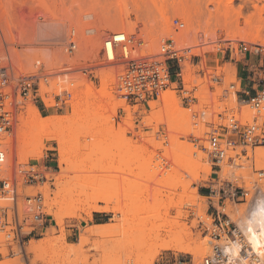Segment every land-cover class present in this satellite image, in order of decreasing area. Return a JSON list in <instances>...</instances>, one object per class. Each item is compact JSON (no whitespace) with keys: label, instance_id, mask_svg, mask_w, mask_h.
<instances>
[{"label":"built area","instance_id":"built-area-1","mask_svg":"<svg viewBox=\"0 0 264 264\" xmlns=\"http://www.w3.org/2000/svg\"><path fill=\"white\" fill-rule=\"evenodd\" d=\"M91 2L100 12V2ZM77 4L76 0H0V245L12 255L16 249L24 253L52 219L43 192L30 189L45 181L46 175L30 162L8 159L6 138L13 137L28 103L40 112L71 110L90 78L96 77L91 75L94 71L114 76L120 96L131 105L150 106L170 88L180 89L188 101H202L211 112L208 123L225 131L214 129L207 138L213 166L219 169L216 181L221 180L218 173L224 165L234 174L243 166L238 161L264 148V60L253 64L245 76L237 73L227 86L221 75L206 68L209 55L237 62L243 53L260 54L261 45L225 38L221 25L212 30L202 26L195 34L187 19L175 16L170 19V35L154 51L151 32L144 25L134 32L117 29L99 38L95 12L86 9L78 16ZM187 62L199 67L196 75L201 81L185 80ZM233 94L240 106L227 114L224 100ZM244 106L249 111L244 112ZM132 138L137 140L139 132ZM260 164L264 165V153ZM252 167L257 177L248 183L235 185L228 180L220 187H207L213 219L208 227L211 250L201 264H264L262 256L252 252L242 228V215L264 208L260 184L264 166L254 163ZM240 204H247L243 214L236 207ZM230 242L237 243L238 251L231 249ZM21 264L37 263L25 253ZM175 264L187 263L179 259Z\"/></svg>","mask_w":264,"mask_h":264},{"label":"rangeland","instance_id":"rangeland-1","mask_svg":"<svg viewBox=\"0 0 264 264\" xmlns=\"http://www.w3.org/2000/svg\"><path fill=\"white\" fill-rule=\"evenodd\" d=\"M76 1H78V4L76 5V12L78 16H80V14L86 9L95 12L96 23H98V26L101 29L99 38L106 36L108 32L116 29H124L129 32H134L138 25H144L145 27H148L151 32L152 48L154 51H156L157 44L163 38L165 39L168 34L170 35V19L172 17L180 16L188 19L187 21L194 28L196 34L202 26H205L208 30H212L214 27L221 25L218 20L223 18L220 13L223 12V8L225 6L223 5L225 4V1L223 0H176V2L173 1L176 3L175 6H173V3L170 2L172 0H167L169 4H167V1L164 0H98L103 6H105V10L110 9L111 12V14H108L107 16H102V14L97 11L95 3L91 2V0ZM255 2H258V5L260 4V0H234L233 6L235 5L236 7L234 6L233 10H231L232 12L234 11V15L232 13L233 18L228 17L229 20L225 21H228L229 24L231 20V23L234 24L232 26L233 28L235 26V29H237L236 26L241 29L246 28V22L245 24L243 23L245 21L244 18L253 14V10L255 9L253 4ZM121 11L126 15L124 18L125 22L124 20H120ZM243 13L244 15L247 13V16H243ZM220 16L222 18H220ZM139 20L142 21L140 22ZM225 21L223 19V22ZM133 23H135V26L130 28L129 26ZM242 23L244 24L243 27ZM224 25L225 24L222 23L221 27L225 30L223 34L226 38L228 35V27L224 28ZM164 34L166 35L164 36ZM247 39L251 43L253 42L254 44H259L252 41L250 37ZM247 39L245 40L248 41ZM98 43H100V39ZM234 45L238 44L234 43ZM261 46L264 52V45L261 44ZM218 58L219 55H209L206 68L209 73L221 75L224 79L223 85L227 86L229 82L236 80L238 69L231 61H218ZM257 60V56H251L249 58V61L251 62H256ZM188 66V68H190L189 72H191V77L193 79H200L199 75H196L199 67H196L191 63H188ZM225 66H228L226 67L227 69L223 68ZM232 67L234 71L232 70ZM91 75L96 77L90 78V87H88L87 93L93 91L96 93L97 98L94 99V101H91L86 93V101L83 110L90 113L87 117L88 119H86V128L89 130L92 129V131L94 130L95 132L98 131V133L92 132L93 135L90 134L91 136H88L87 138L81 137V146L76 153L77 156L75 155L76 163H73V167L70 165V171H62V168L60 167L59 152L57 149L58 143L56 140L44 139V144L41 148L43 156L39 157V152H37V154L29 156L25 161L21 160L15 151H12L13 154L10 159L11 161L25 163L30 162L35 165L36 169L42 170L47 177V179L42 181L39 185L30 187V189L35 191L43 192L46 199L45 202L48 213L51 215L49 219H52L48 227L44 229L43 235L41 237H34V239L38 241H36L37 244H35L39 245L42 241H48L47 244H54L57 242L61 243L62 245L57 248L58 255L55 257L56 261L54 264H63V261H60L57 257L71 249L77 248L80 243L81 236L85 233L87 228L90 226L93 228L94 225L98 223L113 225L119 224L117 227L115 226L116 232L113 231V233L99 239L100 242L103 243V246L100 245L101 247L98 248L94 243L97 238H91L90 243L84 247L86 254L90 257V261H93L96 258H101L106 250L113 251L112 253L116 256H126L131 253V251H134V254H138V247L142 245V238H144V236L148 233L158 231L162 234L160 239H153L150 245L151 251L156 257L154 264H175L176 260L179 259L184 260L187 264H201L203 256L208 254L211 250L208 227H211L213 222V219L210 216L212 210V206L210 204L211 201L207 197H203V189H208L207 187L209 186L220 187L223 182L228 180H232L235 185H240L242 184V181H246L248 183L249 180L256 178L257 174L254 172L252 165L255 163L258 168L264 166L260 164V158H258V151L264 153V148L258 147L255 149V154H250V159L243 157L241 161H238L243 166L236 168L234 174L230 171L228 172V168H230L229 166L224 165V172L222 171L224 174L222 172L218 173L221 180L216 181L219 169L213 166V161L208 150L207 138L208 133L212 132L214 129L218 130L220 133H224L225 131L223 127L208 123V116L211 115V112L209 109L204 108L202 101L197 102L196 100L188 101L184 99L180 89L170 88L165 90V92L175 95V97L179 100V107L190 110L192 115L190 117L192 120L189 119V122L191 121L190 126L192 125L191 129L194 128L193 130L198 131L199 128L195 129L197 126H202V129H204L203 132L199 131L200 133L198 135L196 133L197 131L195 132L193 130L189 133L177 131L179 134L178 136L176 130H172L166 121L155 122V124L153 122L149 123L150 120H148V117H151L153 112L151 105H131L132 102L128 103L125 101L132 109L131 111H128L119 103L114 102V99H124L115 98V94L109 91L105 79L109 75L108 72L102 74V71L99 70L92 72ZM201 80L202 79H200V81ZM178 88H180V86ZM201 88H203V86ZM107 95H109L111 99H108ZM233 96L234 94L226 97L224 102H227L226 99H231ZM229 101L230 100H228V102ZM152 102H156L160 106L163 105L160 99L152 100ZM231 106H228L230 108L226 112L227 114L231 112L232 108L236 111L240 105L236 101ZM72 108L71 110L68 109L66 111L51 110L39 113H42L41 116L43 118L50 115H71ZM218 111L221 112L220 110H217V112ZM243 111H249L248 106H244ZM129 114L132 116L131 125L125 122ZM28 119L29 116L27 118L26 115L25 121L27 120L28 122ZM25 123L20 131L21 134L27 129L26 127L28 126V123L27 125H25ZM195 123H197V126H195ZM111 127L114 129L111 130ZM137 131L139 132V138L134 140L132 138V133H136ZM15 132L16 129L13 137H15ZM174 135L178 136L180 141L185 140L184 142L186 145L189 143L193 145L192 147H194V149L198 150L197 152H200V154L202 153V157L198 159L200 156L197 153L194 154L196 151H193L192 157L200 160L203 164L211 165L212 169L210 175L205 170L200 171L202 179L199 181L193 180L190 185L191 190L196 189V193L194 194V192L190 191L189 193H191L192 197L189 193H187L190 200L186 198L185 200H188L184 201L185 203H181L182 207L181 205H179V207L173 205L171 203L172 198H170L173 197L174 193H177L175 189H172L171 184V176L175 172L173 169H181L178 165L179 158L181 154H185L184 150L180 148L181 146L176 145L178 142L176 141L177 137ZM172 142H175V145H173ZM75 160L73 159V161ZM180 171L184 175L185 179H191L192 176H190L189 171L186 169H181ZM61 172L63 175L66 174L65 176L67 177V180L64 182L67 181L68 183H65V188H68L69 184V191L68 189L66 191L65 188L62 187L64 186L62 185L63 183L60 185L57 183L59 182L58 180L60 176H62ZM240 175L242 178H240ZM84 180H86V182H84ZM77 182H80L81 184ZM90 182L92 184H90ZM103 182L104 184L106 183L104 185L105 187L110 183L111 186L109 187H114L116 191H118L116 192L117 197L114 196L108 202L105 200H98L97 204L99 206H106L107 204L110 206H117L118 203L119 209L122 207L124 211H122V209V212L118 210L116 213L113 211H92L91 218L88 213L79 212L76 217L65 216L62 218L59 225L56 224V221L53 219V215L51 214V199L59 194L63 195V199L65 198L64 196H66V200H68L67 197L69 198L70 196H74L72 198H75L77 195H80L81 198L83 197L87 199L84 197L87 196V194H78L80 193L79 190L83 191L84 189L83 192L86 193L87 190L91 191L90 189L92 188V185L95 186L97 183L99 184ZM82 183L86 185H82ZM260 184L264 187V178L260 181ZM72 187H75V189ZM88 187L91 188L89 189ZM59 189H63L65 191L61 190L63 192H60ZM67 192H70L71 195L69 193L70 196H68ZM179 192L182 191L179 190ZM83 198L82 200L84 203L85 200ZM192 199L193 201H196V204L189 202L192 201ZM85 204L86 202L83 205L81 204V206L83 207ZM121 204L122 206L120 207ZM236 207L239 209L240 214H243L247 209V204H240ZM181 211L184 213L186 212V215H183V212L181 213ZM178 212H180L181 215ZM178 215L180 216L178 217ZM248 216L249 214L242 215V224L245 220H247ZM125 218H127L126 220L128 221H125ZM177 221H179L180 224H177ZM184 223L190 227L195 238L197 237L200 242L202 241V244L205 243L204 240H207L209 244V250L203 254V256H200L198 261H196L193 254L161 247V244L165 240L171 238L170 235L173 230L172 225L175 226L177 224L179 226L181 224L184 225ZM34 239H32V243ZM32 243H30L29 246H33ZM19 250L20 249H16V253L12 255V252L7 250L4 245H0V262L6 261L7 257H10L13 261L16 260L18 256H20L18 253ZM29 256L32 263L37 264H47L46 260L48 261L50 258V256L46 255L45 260H36L33 254H30ZM75 258V256H71L68 260L71 262ZM21 263H23V258L16 260L15 262V264Z\"/></svg>","mask_w":264,"mask_h":264},{"label":"bare ground","instance_id":"bare-ground-1","mask_svg":"<svg viewBox=\"0 0 264 264\" xmlns=\"http://www.w3.org/2000/svg\"><path fill=\"white\" fill-rule=\"evenodd\" d=\"M164 1H167V0H164ZM168 1H167V4H169ZM173 1L176 2V0H172L170 2H172L173 6H175L176 3ZM223 1H225V4H223L225 6L223 8V12L220 13V15L223 16V18L220 16V18H222V19L218 20V21L220 22L221 25H222V23L225 24L224 25L225 27L223 26L224 28L228 27L227 28L228 31L226 30L228 32V35L226 38L232 39V40H238V39L239 40L240 39L245 40V39L250 37L252 39V41L257 42L260 45L261 44L264 45V3H262L264 1L260 0V2H259L262 6L260 4L258 5V2L257 3L255 2L253 4L255 7V9H254L255 12L253 10V14H250V16H247V13H245V15L243 13V16H247L244 18L245 21L243 22L244 24L246 22V28H243V29L238 28L237 26H236L237 29H235V26L233 28L232 25H234V24L231 23V20H230L229 24H228V21L227 22L225 21V20H229L228 17H232V13L234 15V11L232 12L231 10H233V7L235 5L233 6L234 0H223ZM97 2L99 3L98 0H97ZM98 7H99V10H100L102 16H107L108 14H111L110 9L105 10V8H104L105 6L101 5L100 3L98 5ZM218 10H220V9H218ZM234 10H237V9H234ZM230 13H231V16H230ZM218 15H219V13H218ZM120 17H121L120 20L123 21L124 18L126 17V15L122 12ZM220 18H218V19H220ZM223 19L227 24L225 22H223ZM124 22H125V20H124ZM243 23H242V27L244 25ZM134 26H135V23H133L129 27L133 28ZM160 32H161V30H160ZM224 32H225V30H224ZM165 35L166 34H164V36ZM164 36H162V37H164ZM168 36H169V34H168ZM57 38L60 39L61 37L57 36ZM188 67H189L188 63H185L184 67H183L184 68L183 74H184V78L186 81H189L192 78L191 74H190L191 72H189L190 68H188ZM226 67H228V66H225L223 68L225 69ZM233 67H232V70H233ZM105 79H106V84L109 88V91L113 92L115 94V98L123 99L120 96V94L116 88L114 76H109V77H106ZM88 87H90V86H88ZM87 90H88V88H87ZM87 90L85 91V93H83V95H80L78 97V99L73 102V106H72L73 108H72V114L71 115H64V116L50 115L46 118H43L41 116L42 113L41 114L39 113L40 112L39 108L37 106L31 104V103H28L25 110L19 116V123H17V126H16L15 137L6 138V143L10 149V153H8V159H11L12 154H13L12 151H15V153L19 156V158L21 160H24V161L29 156H31V155L33 156V155L37 154V152H39V157L43 156L41 148L44 144V142H43L44 139H47V140L52 139V140H56L58 143L57 149L59 152V154H58L59 155V162H60V167L62 168V171H66V170L71 169L70 165L73 167V163H76L75 158L77 156L76 153L81 146V143H80L81 137L87 138L88 136L93 135L92 132L98 133V131L95 132L94 130L92 131V129L89 130L88 128H86V126H87V123H86L87 120L86 119H88L87 117L90 114L89 112H86L83 110L84 104L86 101L85 98H86ZM87 95L89 96V100H91V101H94V99L97 98L96 93H94L93 91L88 92ZM107 98L111 99L109 95H107ZM159 99L163 103L162 106L158 105V103H156V102L150 103V105L153 109V112L151 114V117H148V120H150L149 123L153 122L155 124V122L166 121L172 130H176V132L179 131V132H183V133L184 132L189 133L194 129V128L191 129L192 128L191 127L192 125L190 126L191 121L189 122V119H191L190 117L192 116L190 110L189 109L188 110L183 109V108L179 107V100L175 97V95L164 91L160 95ZM228 100H230V101L228 102ZM125 101H126L125 99L124 100L114 99V102L119 103L126 110L131 111L132 109L128 106V104ZM226 101H227L226 104H228V106L233 105L237 101L236 95L234 94V96L231 99L227 98ZM26 115H27V118L29 116L28 122H27V120L25 121ZM84 121H85L86 125L84 124ZM125 122L130 124V125L132 124L131 123L132 122L131 114L128 115ZM24 123H25V125H27V123H28V126L27 127L25 126L27 129L21 134L20 131H21ZM168 125H166V126H168ZM198 128L202 129V126L198 127ZM113 129L114 128L111 127V130H113ZM199 129H198V131L197 130H193V131H195V132L197 131L196 133L198 135L200 132H203V130H204V129H202V130H199ZM85 130H87V131H85ZM168 131H171V130H168ZM172 135H173V132H172ZM177 135L179 136L178 132H177ZM174 136L177 137L176 141L178 143L176 145H180L181 146L180 148H182V150H184V153H185L183 155L182 154L180 155L178 165L181 169H186L187 171H189L190 176H192L191 177L192 181H191V179H185L184 175L180 171L181 169H179V170H177V168L173 169L175 171L174 174L175 173L176 174L175 175L172 174L171 184H172V189H175L177 191V193H174L173 197H170V198H172V202L171 201L170 202L173 205L179 207V205H181L182 202L185 203L184 201H187L189 199V195L191 196V193H189L190 191L194 192V194L196 193V189L191 190L190 185L193 182V180L199 181L200 179H202L200 176V171L205 170L210 175V173L212 172V169H211V165L203 164L200 162V160H198L202 157V155H201L202 153L200 154V152H197L198 150L194 149V147H192L193 145L189 144L188 142H187L188 144L186 145L184 142L185 140L180 141L178 136H176V135H174ZM147 138H149V137H147ZM172 143H173V145H175L174 144L175 142H172ZM193 151H196L194 154L197 153L200 156V157L198 156L199 157L198 159H194L192 157ZM258 152H259L258 158H260V155L262 156L263 153H261L260 151H258ZM203 155H204V153H203ZM73 159L75 161H73ZM65 165H66V167H65ZM225 172H226V170H225ZM227 173H225V174H227ZM61 175L62 176H60V178L58 180L59 182H57V183H58V185L63 183L62 185H64V186H62V185L61 186L65 188V183L67 181L66 182H64V181L67 180L66 179L67 177L65 176L66 174L63 175V173H62ZM181 177L184 179H182ZM94 179H95V177H94ZM80 182H77V183H80ZM84 182H86V180H84ZM91 182H90V184H92ZM72 184H74V183H72ZM83 184L84 183H82V185ZM105 184H104V182L99 183V184L97 183V185H95V186L92 185L91 186L92 188L90 187L91 189L88 187L91 190V191L87 190L89 193L87 191H86V193L83 192L84 189H83V191L79 190L80 193H78V194H87V196H84L87 199L82 197L85 200L84 203L86 202L85 206H83L84 208L81 206V204L82 205L84 204L81 196L77 195V197L72 198L74 196H70L71 195L70 192H67L68 196H70L69 197L70 199L67 197L68 200H66L65 199L66 196H64L65 197L64 199L66 201L63 199V197H62L63 195H61V194H59L56 197H54L53 199H51L50 209H51V214L53 215V219L56 221V224L59 225L62 218L65 216L76 217V215H78L79 212H81V213L86 212V214L88 213L90 215V218H91L92 211H98V212L113 211L115 213L118 212V210L121 211L122 204L120 205V207H121L120 209H119L118 203H117V206L116 205L110 206L108 204L106 206H99L97 204L98 200H105L108 202L114 196L117 195L116 192H118V191H116V189L114 187L113 188L109 187V186H111L110 183L108 184V186L106 185V187L104 186ZM84 185H86V184H84ZM69 188H70V186L68 184V188H65V190L67 191V189H68V191H69L70 190ZM72 188L75 189V187H72ZM82 188H84V187H82ZM61 190H63V189H61ZM61 190H60V192L65 191V190H63V191H61ZM179 190L182 192H179ZM69 193H70V195H69ZM187 193H189V195ZM186 198H188V199L185 200ZM189 202H191L192 204L193 203L196 204L195 203L196 201H193V199H192V201H189ZM181 207H182V205H181ZM122 211H124V210L122 209ZM47 212H48V209H47ZM182 212L183 211H181V213ZM128 213H129V211H128ZM178 213H180V212H178ZM181 213H180V215H181ZM185 213L183 212V215ZM180 215H178V217ZM126 219L127 218H125V221H128ZM177 224H180L179 221H177ZM177 224L175 226L172 225L173 230H172L171 235H170L171 238L168 240H165L161 244V247H164L167 249H173V250H176L179 252H185V253L193 254L195 256L194 258L196 259V261H198V258L200 256H203V254H205L209 250V244H208L207 240H204L205 243L202 244V241L200 242L199 239H197V237L195 238L193 232L191 231L190 227L187 226L186 223H184V225L181 224L179 226ZM118 225L105 223V224H95L93 228L91 226H90L91 228L88 226L89 228H87L85 230V233L81 236L80 243L78 244L77 248L71 249V250L65 252L61 256H58L57 259H59L60 261H63V264H154L156 257H155V254L151 251L150 245H151V242L153 239H160L162 234L158 231H153L151 233H148L147 235L144 236V238H142V240H141L142 245L140 247H138V250H139L138 254H134V251H131V253H129L126 256L125 255L116 256L112 253L113 251L106 250L105 253L101 256V258H98L99 260L96 258L97 260L94 259L93 261H90V257H89V255L86 254V250L84 247L88 243H90L91 238L92 237L97 238L94 243L99 248V247H101L100 245L103 244L102 242H100L99 239H101V237L104 238L105 236H107L110 233H113V231L116 232L115 226L117 227ZM242 228H243V232L246 235L247 242L252 249V252L260 254L264 260V208L261 206L255 208L251 212V214L247 217V220L244 221ZM42 240H44V239H42ZM36 241L37 240L34 239L33 243H32V239H31L30 243H32L33 246H29L30 245V243H29V245H28L29 247L26 246L24 253H22V251L19 250L18 253L20 256H18V258L16 260L22 259L23 255L25 253L27 255L33 254L34 258L36 260L37 259L45 260L46 255H48V256H50V258L48 261L46 260L47 264H54L56 261L55 257H56V255H58L57 248L60 247L62 244L57 242L54 244L48 243L49 244L48 245L47 244L48 241H45V242L42 241L39 245H36L37 244ZM230 243H231V249L238 251L237 243L236 242H230ZM71 256H75L76 258L73 261L69 262L68 259ZM16 260L13 261V259L11 260L10 257H7L6 261L0 262V264H15ZM88 261H89V263H88Z\"/></svg>","mask_w":264,"mask_h":264},{"label":"crops","instance_id":"crops-1","mask_svg":"<svg viewBox=\"0 0 264 264\" xmlns=\"http://www.w3.org/2000/svg\"><path fill=\"white\" fill-rule=\"evenodd\" d=\"M251 56H257L258 60L256 62L249 61V58ZM263 60H264V52L262 50L260 54H257L255 52L243 53V54L240 55L239 61H237V62L232 61V62L236 63V67L238 69V74L241 75V76H245L247 74V72H248V69L253 64H256V63L261 62ZM226 61H229V59L226 60ZM203 191H205V193ZM203 191H202L203 197L204 196L207 197L208 196V189H203ZM202 195H201V197H202ZM98 224H102V223H98Z\"/></svg>","mask_w":264,"mask_h":264},{"label":"trees","instance_id":"trees-1","mask_svg":"<svg viewBox=\"0 0 264 264\" xmlns=\"http://www.w3.org/2000/svg\"><path fill=\"white\" fill-rule=\"evenodd\" d=\"M205 193V191H203Z\"/></svg>","mask_w":264,"mask_h":264}]
</instances>
